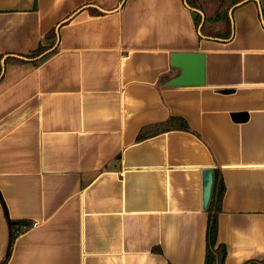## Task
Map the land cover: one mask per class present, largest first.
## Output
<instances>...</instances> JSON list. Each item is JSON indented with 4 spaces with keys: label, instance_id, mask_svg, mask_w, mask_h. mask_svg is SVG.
Instances as JSON below:
<instances>
[{
    "label": "crops",
    "instance_id": "obj_1",
    "mask_svg": "<svg viewBox=\"0 0 264 264\" xmlns=\"http://www.w3.org/2000/svg\"><path fill=\"white\" fill-rule=\"evenodd\" d=\"M262 20L247 0L220 42L184 0H0V263L8 218L31 226L6 264H203L214 168L224 264L264 260ZM57 26L53 54L9 59ZM176 54L203 56V85H167ZM169 118L189 131L137 141Z\"/></svg>",
    "mask_w": 264,
    "mask_h": 264
},
{
    "label": "trees",
    "instance_id": "obj_2",
    "mask_svg": "<svg viewBox=\"0 0 264 264\" xmlns=\"http://www.w3.org/2000/svg\"><path fill=\"white\" fill-rule=\"evenodd\" d=\"M247 0H185V5L194 15V25L198 30L201 24L200 12L204 15V22L200 27V38L215 40L220 42L230 41L233 36V24L228 14L233 7L245 3ZM123 2V0H121ZM234 8V9H235ZM91 13L96 12L91 9ZM55 29H51L45 35V44L39 46L28 54L19 58H9L15 62H25L30 60L36 65L49 55L56 51L57 35ZM2 56H0V61ZM2 65L0 62V75ZM172 130L189 131L186 122L181 118H169L160 124L150 125L141 128L137 135V141L144 140L151 136ZM225 186L219 168H214L211 175V191L208 204L205 208L207 215L206 235H205V256L203 264H224L227 254L226 246L217 240L218 217L222 211L221 204ZM2 202V200H1ZM5 210V206L2 203ZM31 223L26 220H11L7 218V248L5 256L0 264H6L11 256L14 241L24 233ZM255 264H264V260L255 262Z\"/></svg>",
    "mask_w": 264,
    "mask_h": 264
},
{
    "label": "water",
    "instance_id": "obj_3",
    "mask_svg": "<svg viewBox=\"0 0 264 264\" xmlns=\"http://www.w3.org/2000/svg\"><path fill=\"white\" fill-rule=\"evenodd\" d=\"M124 1V0H123ZM185 2V0H184ZM235 7L231 8L228 12L231 21H232V12ZM201 15V24L198 28V34L200 35V27L204 22V15L200 12H197ZM233 24V21H232ZM262 24L264 25V22L262 20ZM58 29V26L56 27V31ZM190 60H194L197 62V70L196 75L193 78V81L189 80L190 73L186 70L187 62ZM4 61H2L3 66ZM171 65L173 67H178L182 70V73L179 77L171 80L168 82V86H187V85H195V86H201L204 84V67H203V56L198 54H176L172 56V62ZM210 191H211V175L207 177V181L204 185L203 189V206L206 207L209 201L210 197Z\"/></svg>",
    "mask_w": 264,
    "mask_h": 264
},
{
    "label": "rangeland",
    "instance_id": "obj_4",
    "mask_svg": "<svg viewBox=\"0 0 264 264\" xmlns=\"http://www.w3.org/2000/svg\"><path fill=\"white\" fill-rule=\"evenodd\" d=\"M233 33H234V31H233Z\"/></svg>",
    "mask_w": 264,
    "mask_h": 264
}]
</instances>
